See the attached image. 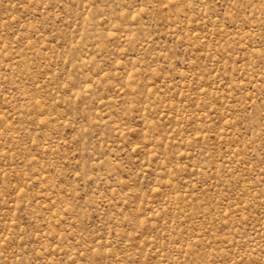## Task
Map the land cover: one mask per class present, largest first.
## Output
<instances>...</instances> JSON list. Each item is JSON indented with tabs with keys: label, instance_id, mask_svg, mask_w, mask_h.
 <instances>
[{
	"label": "rangeland",
	"instance_id": "obj_1",
	"mask_svg": "<svg viewBox=\"0 0 264 264\" xmlns=\"http://www.w3.org/2000/svg\"><path fill=\"white\" fill-rule=\"evenodd\" d=\"M0 264H264V0H0Z\"/></svg>",
	"mask_w": 264,
	"mask_h": 264
}]
</instances>
